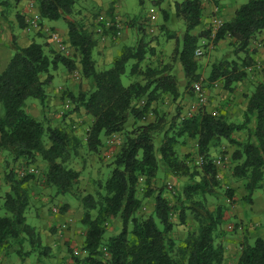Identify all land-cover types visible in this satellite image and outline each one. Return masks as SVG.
<instances>
[{
  "label": "trees",
  "instance_id": "1",
  "mask_svg": "<svg viewBox=\"0 0 264 264\" xmlns=\"http://www.w3.org/2000/svg\"><path fill=\"white\" fill-rule=\"evenodd\" d=\"M36 1L41 18L66 21L67 44L72 50L71 54L64 55L57 50V53L46 50L44 44L37 41L21 46L12 38L8 45L11 56L0 71V153H4L7 162L8 159L23 163L43 161L44 183L54 186L57 193L71 192L72 183L77 181L80 172L65 164L71 151L70 135L63 128L45 124L26 110V100L30 97L36 98L41 107L45 106V85L52 80L50 71L59 64L68 71L79 65L82 77L89 83L87 89L75 96L69 95L76 102L71 110L83 109L92 117L85 139L88 149L96 153L102 136L124 133L112 155L110 171L99 184L98 199L91 194L82 197L81 220L85 231L80 250L83 254H74L68 246L69 261L63 264H227L225 245L219 241L225 208L221 204L212 209L207 204V195H213L218 181L217 166L209 152L221 138L235 144L232 158L237 163L232 173L236 178H245L246 197L257 187L264 186V79L246 95L240 122H229L202 106L181 117L178 109L169 119L166 113L155 111L151 120L136 122L146 117L151 103L162 94H169L174 100L180 95L179 71L187 87L199 79L200 54L196 53L199 39L211 36L215 43L229 36L233 39V52L238 56V59L224 57L213 62L207 74L209 83L221 80L227 88L245 76L247 67L255 64L248 45L264 29V0H245L223 20L214 35L209 29L192 32L202 21V0H175L172 3L174 15L183 20L184 31L179 39L175 35L170 62L145 64L140 69L146 51L138 39L133 46L123 45L110 66L101 70L96 69L93 59L95 23L85 26L68 18L76 0ZM163 1L153 0V3L159 6ZM161 12L163 18H167V11L161 9ZM18 21L23 27L22 17L18 16ZM114 23L113 20L111 26L115 31ZM169 34L174 36L173 32ZM240 52L242 56L238 55ZM175 62L180 66L176 73L171 70ZM124 74L134 76L125 85L121 82ZM130 118L133 125L125 130ZM244 129L249 131L246 139L233 137V132ZM159 132L162 138L155 145L153 136ZM185 138L195 140L197 158L190 153L183 157L177 155L176 147L183 144ZM199 157L201 161L197 163ZM159 164H164L174 177L185 176L187 180L178 197L179 222H184L189 212L196 226L179 243L171 236L173 223L168 200L161 189L154 193L155 189L149 185ZM33 174L19 176L16 169L9 167L3 176L7 190L1 195L5 213L0 214V250L7 254L12 249L22 258L32 252L47 256L50 250L24 215L30 198L28 181ZM140 178L147 183L146 194H154L153 208L146 214L139 213L141 198L136 196ZM225 192L232 195L231 189ZM66 205H60L62 212ZM115 217L121 223L119 230L104 237L105 223ZM240 246L232 264H264L263 237L256 235L250 242L242 241Z\"/></svg>",
  "mask_w": 264,
  "mask_h": 264
},
{
  "label": "rangeland",
  "instance_id": "2",
  "mask_svg": "<svg viewBox=\"0 0 264 264\" xmlns=\"http://www.w3.org/2000/svg\"><path fill=\"white\" fill-rule=\"evenodd\" d=\"M25 1L27 3V0ZM173 1L175 0H164L159 6H156L153 0H142L141 2L139 0H76L73 11L68 18L85 26H91L98 20L109 21L110 23L114 20L115 23L119 24L118 28L115 26L116 30L114 31L112 24L109 27H104L103 23V25L101 24L102 29H104L103 35L100 36L94 33L96 45L93 49V59L97 70L109 67L112 58L119 53L123 45L133 46L138 39H141L142 46L146 51L144 59L140 63V69H142L145 64L154 66L171 61L175 35L179 39L184 31L183 20L174 15ZM211 2L218 6L219 15L222 20H225L245 0H210L204 3L202 21L192 30L193 33L209 29L212 35L218 29L210 22L209 7ZM37 8L38 3L34 0L33 8L31 9L39 15ZM150 8H153V10L150 11ZM161 9L167 11V18H163ZM151 13L155 15L154 18L149 16ZM24 14L25 12L22 14L20 12L19 0H0V19L4 23L6 22L9 27H13L14 23L19 25L18 16H20L24 22L23 27L27 28ZM43 22L58 31L63 40L68 43L67 25L63 18L56 20L43 19ZM16 30L20 31L19 28ZM25 31L34 34L32 38L44 44L46 50L52 49L57 53L51 42H49L47 35L32 29H25ZM169 32H173L174 36L169 34ZM13 39L15 40V37ZM233 47V39L229 36H225L215 43L212 41L211 36L210 38L199 39V79L193 81L188 87L185 86V80H181L183 84L179 83L180 95L175 100L169 94H162L160 99L152 102L146 117L136 123L151 120L155 115V111L166 113V118L169 119L177 113L178 109L181 117L194 112L199 106L204 107L214 115L224 116L229 122H240L243 118L246 95L254 88L257 82L264 79V61L258 57V53L264 54V37H259L257 34L248 45L255 64L254 66L252 65L253 67H247L245 76L232 82L227 88L223 86L221 80L209 83L207 74L213 62L224 57L238 59V56L233 52ZM238 55L242 56L243 53L240 52ZM130 63L129 61L127 68ZM173 64V69L171 70L176 73L179 71L180 66L178 62ZM50 72L53 76L48 85L53 86L56 91V97L60 104L59 109H53L50 104V106L46 105V101L45 106L41 107L38 100L31 97L26 100V105L36 102V107L43 113L41 117L37 118L41 119L45 124L63 128L70 135L71 151L65 164L68 167L79 170L80 174L77 181L72 183L71 192L57 193L54 186H48L43 181L42 173L45 168L43 161L37 160L33 163H23L22 160L14 162L8 159V165L13 169L27 166L35 168L33 178L28 181L30 198L24 212L26 222L41 233L42 230L40 228L46 227L47 230L50 227H54V232L59 230L58 232H61L64 237L65 233L73 235L74 238L68 236L59 244L63 252H65V256L63 255L59 259L65 258L64 261L66 262L69 260L68 246L72 248L73 252H75L74 254L79 256L83 254L80 250V241L85 231V224L81 220L84 209L82 197L86 194H91L94 199H98L97 191L101 190L99 184L104 181L110 171L112 155L122 141L124 133L121 131L112 134L113 138L118 140L117 144L108 143V137L112 135L102 136V144L99 150L96 153L90 151L85 139L92 117L85 113L83 109L71 110L76 102L74 98L69 97L70 93L75 96L80 90L87 89L89 87L88 81L82 77L79 65L75 69L68 71L62 64H59L57 69H53ZM178 73L179 75H177L180 76L181 72L179 71ZM132 78L134 76L129 77L124 74L121 76V82L125 85ZM197 81L201 82V87L205 94L203 102L198 101L192 89V85ZM48 85L46 84L45 88ZM66 99H69L70 106L64 109V101ZM0 112H2L1 105ZM132 125L133 119L130 118L124 129L127 130ZM252 125L253 121L250 124V128ZM248 132V129H244L235 131L232 135L236 139L244 140L248 137ZM153 137L155 145H158L161 141L162 133H156ZM236 147L235 144L221 138L216 145L210 147L209 152L212 161L217 166L218 181L214 186L213 195H207V204L212 209L217 205H224L225 220L220 227L221 235L219 241L225 245L224 255L225 263L227 264H232L235 260V257L240 252L242 241L248 240L250 242L261 231L264 232V186L257 187L249 198L246 197L245 178H236L232 173V168L237 163L232 158V152ZM176 149L179 157L190 153L194 159L197 158L194 155L196 143L193 139L185 138L183 144H179ZM186 181L185 176L176 178L166 170L164 164H159L156 176L149 183L155 189L154 193L161 189L163 196L166 197L167 202L171 206L170 220L173 223L171 236L176 240V243H179L186 233L196 226V222L189 212H186L185 221L179 222L180 201L178 197ZM146 184L143 178H140L136 185V196L141 198L139 213L144 214L152 210L154 203V194H146ZM226 189H231V196L226 194ZM6 190V184H1L0 214L5 213L1 205V195ZM60 205L67 206L63 212L60 210ZM91 212L94 214V211ZM60 215L63 218H55ZM120 226L121 223L118 218L108 219L107 223H105L106 231L104 237L116 233ZM25 248H28L27 244ZM9 250L12 253L10 256H7L4 250H0V264H14L15 262L22 264V257L12 249ZM37 255L36 252L27 255L30 258L29 264L35 262ZM51 255L49 250L47 256L43 255V257H48V261H52L54 264L57 261L60 264L64 263L62 260H57L55 258L57 256Z\"/></svg>",
  "mask_w": 264,
  "mask_h": 264
},
{
  "label": "crops",
  "instance_id": "3",
  "mask_svg": "<svg viewBox=\"0 0 264 264\" xmlns=\"http://www.w3.org/2000/svg\"><path fill=\"white\" fill-rule=\"evenodd\" d=\"M19 5H20V12L21 14L23 12H28V7H27V3L25 0H19ZM231 16V14L229 15V17ZM2 19H0V71L6 66L10 56H11V50L8 47L9 43L11 42L12 38L15 37V41L17 42V44L21 45V46H25L27 44H29L31 41H36L34 38H32V35L34 36V34L31 33H27L25 31V28L17 25V23H14L13 27H9V25L4 21H1ZM19 28L20 31H17L16 29ZM259 37H264V29L258 33ZM258 57L264 61V54L262 53H258ZM181 72V71H180ZM179 75V73H178ZM182 78V79H181ZM184 81V77L183 74L181 72V75L178 76V81L180 84H183L182 81ZM45 92H46V97H45V101H46V105H52L51 107L53 109H56L60 107L59 104V100L56 97V91L54 90L53 86H49L47 88H45ZM36 102H31L28 103L26 105V110L31 113L33 116L35 117H41L43 115L42 111L37 108ZM152 104V103H151ZM49 105V106H50ZM33 108V109H32ZM114 134V133H113ZM6 157L4 155V153H0V169H1V174H2V178L0 179V186L1 184H4L3 182V176H4V172L6 170V168H9V163L6 161ZM7 187V185H6ZM59 217L63 218L62 215L55 217L56 219ZM57 222V221H55ZM54 222V223H55ZM54 227H50L46 230L45 228H40V230H42V233L39 231L40 234V240L43 244H47L50 247V251H51V256H57L55 257L57 260H62L64 263L66 262L64 261L65 258L63 259H59L61 258V256H65V252H63L61 246L59 245L62 241H64L66 238H68V236H72L69 233H65V237L61 234V232H58L59 230H56L54 232L53 230ZM44 229V230H43ZM69 234V235H68ZM264 232L261 231L258 235H260L261 237L264 238ZM74 238V237H73ZM74 240V239H73ZM83 240V238L81 239V241ZM80 241V242H81ZM13 252V251H12ZM12 253L10 252V250L8 251V253L6 254L7 256H10ZM26 258V259H25ZM48 258V257H47ZM42 256H36V260L33 264H54L52 261H48V259ZM23 263L22 264H29L30 263V258L26 255L23 256ZM14 264H20V262H15ZM56 264H60V262L57 261Z\"/></svg>",
  "mask_w": 264,
  "mask_h": 264
},
{
  "label": "built area",
  "instance_id": "4",
  "mask_svg": "<svg viewBox=\"0 0 264 264\" xmlns=\"http://www.w3.org/2000/svg\"><path fill=\"white\" fill-rule=\"evenodd\" d=\"M203 3L209 2L210 0H202ZM33 4H34V0H27V7H28V12H26L24 21L27 28L25 29H32L34 31H40L42 33H44L45 35H47L49 42H51V44L54 46V48L61 52L64 55H67L69 53H71V48L68 46V44L63 40V38L60 36V33L54 29H52L51 27L47 26L44 24L43 19L40 17V15H38V13L36 14L33 9ZM153 8H150V11H152ZM209 12H210V22L215 25L217 28L222 24L223 20L221 19L220 15H219V8L217 5L213 4L212 2L210 3V7H209ZM149 16H151V18H154V14L151 13ZM101 23H104V27H109L111 25V23L109 21H102V20H98L95 22V31L98 35L102 36L103 35V29H102V25ZM29 26V27H28ZM115 26L118 28L119 24L116 22ZM118 33V30H117ZM212 35H214V33H212ZM196 53L200 54V49L197 47L196 49ZM201 82L197 81L196 83H194L192 85V89L196 95V98L198 99L199 102H203L205 99V94L204 91L201 87ZM142 102V101H141ZM70 106V102L69 99H66L64 101V109H67ZM112 135V134H111ZM110 136V135H109ZM114 136H110L108 137V143L110 144H117L118 140H116V138H113ZM201 159L200 157L197 160V163H200ZM17 174L22 176L24 174L27 173H33L35 172V168L33 166H27L25 168H19L16 169Z\"/></svg>",
  "mask_w": 264,
  "mask_h": 264
}]
</instances>
